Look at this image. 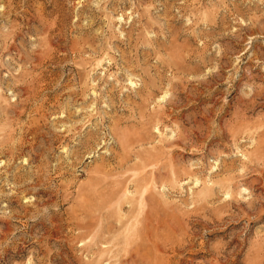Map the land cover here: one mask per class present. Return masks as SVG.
Instances as JSON below:
<instances>
[{
	"label": "rangeland",
	"instance_id": "1",
	"mask_svg": "<svg viewBox=\"0 0 264 264\" xmlns=\"http://www.w3.org/2000/svg\"><path fill=\"white\" fill-rule=\"evenodd\" d=\"M0 264H264V0H0Z\"/></svg>",
	"mask_w": 264,
	"mask_h": 264
}]
</instances>
